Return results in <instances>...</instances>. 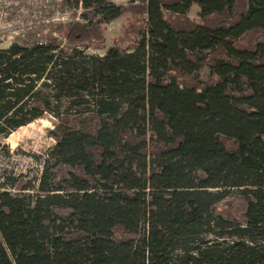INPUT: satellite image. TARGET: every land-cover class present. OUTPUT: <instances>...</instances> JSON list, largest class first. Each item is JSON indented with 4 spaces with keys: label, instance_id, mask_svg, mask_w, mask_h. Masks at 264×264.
<instances>
[{
    "label": "trees",
    "instance_id": "1",
    "mask_svg": "<svg viewBox=\"0 0 264 264\" xmlns=\"http://www.w3.org/2000/svg\"><path fill=\"white\" fill-rule=\"evenodd\" d=\"M69 2L67 49H0V138L64 127L37 195L0 191V264H264V0ZM123 13L125 50L85 55Z\"/></svg>",
    "mask_w": 264,
    "mask_h": 264
},
{
    "label": "rangeland",
    "instance_id": "2",
    "mask_svg": "<svg viewBox=\"0 0 264 264\" xmlns=\"http://www.w3.org/2000/svg\"><path fill=\"white\" fill-rule=\"evenodd\" d=\"M115 5L126 7L131 2L139 0H109ZM62 0H50L42 6L36 8L37 17L31 24L32 27L26 31L28 40H56L63 48H66L62 34L53 30L52 26L57 23L67 24L80 21L78 13L81 10L79 5L69 2L61 6ZM187 16L192 21L198 22L199 7L192 4L187 11ZM127 14L123 13L115 19L108 22L102 30L103 42L101 45L92 44L81 48L85 55L93 57L103 56L111 47L119 51L125 50V38L121 37L122 29L126 23ZM82 21V20H81ZM198 78L201 81L209 79V68L200 67L197 71ZM70 113V112H69ZM71 114V113H70ZM72 119L76 121L78 128L83 129L84 119L75 114H71ZM17 128L4 138H0V191L5 190L11 194L25 193V195H37L38 178L43 170V161L50 158L49 164L54 161L51 148L55 144L51 132L62 135L64 127L60 125L57 117L45 113L41 118ZM48 164V166H49ZM51 170V169H50ZM20 179L30 185L28 190L18 191L19 188H12L6 184L8 178ZM221 204V203H220ZM219 204V205H220ZM221 207V206H220Z\"/></svg>",
    "mask_w": 264,
    "mask_h": 264
},
{
    "label": "built area",
    "instance_id": "3",
    "mask_svg": "<svg viewBox=\"0 0 264 264\" xmlns=\"http://www.w3.org/2000/svg\"><path fill=\"white\" fill-rule=\"evenodd\" d=\"M50 0H0V49L12 43L46 42L28 40L26 31L37 17L36 8Z\"/></svg>",
    "mask_w": 264,
    "mask_h": 264
},
{
    "label": "bare ground",
    "instance_id": "4",
    "mask_svg": "<svg viewBox=\"0 0 264 264\" xmlns=\"http://www.w3.org/2000/svg\"><path fill=\"white\" fill-rule=\"evenodd\" d=\"M20 128H22V127H20Z\"/></svg>",
    "mask_w": 264,
    "mask_h": 264
}]
</instances>
